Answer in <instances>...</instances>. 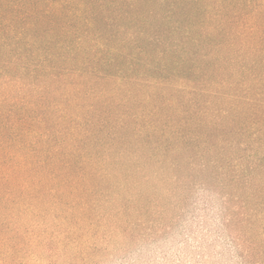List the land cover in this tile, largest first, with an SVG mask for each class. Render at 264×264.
Masks as SVG:
<instances>
[{
	"label": "rangeland",
	"instance_id": "374dc122",
	"mask_svg": "<svg viewBox=\"0 0 264 264\" xmlns=\"http://www.w3.org/2000/svg\"><path fill=\"white\" fill-rule=\"evenodd\" d=\"M213 15L203 13L194 20L206 29ZM178 20L188 24L193 19ZM248 23L255 28L252 33L241 23L236 30L242 38L250 35L263 44L260 78L250 82L249 94L264 112V13ZM216 49L205 43L197 48L196 59H203V53L214 55ZM140 70L138 78L129 73L122 80L114 76L87 82L81 93L67 86V80L53 84L61 90L51 88L50 101L62 108L76 99L78 108L69 106L73 121L103 137L102 144L82 145L97 161H110V173L96 167L92 183L100 189L90 194L69 195L67 187L46 182L39 192L19 190L0 202V264H264V180H251L243 166L255 152L245 147L264 151V119L259 115V124L252 128L262 129L258 143L245 133L241 139L247 146L231 147L220 140L213 118L200 110L182 80L150 66ZM100 91L104 96L98 97ZM224 102L225 97L219 103ZM103 113L117 124L122 143L131 146L139 142L134 136L139 128L154 120L167 132L161 138L158 127H148L157 130L150 135L152 141L181 149L165 160L173 158L174 166L161 167L140 155L141 169L135 171L124 160L108 158L103 146L110 138L88 123ZM57 115L47 113L49 129L72 124ZM176 129L189 136L191 148H182ZM63 138L57 135L58 142Z\"/></svg>",
	"mask_w": 264,
	"mask_h": 264
},
{
	"label": "trees",
	"instance_id": "16d2710c",
	"mask_svg": "<svg viewBox=\"0 0 264 264\" xmlns=\"http://www.w3.org/2000/svg\"><path fill=\"white\" fill-rule=\"evenodd\" d=\"M203 13L214 14L206 29L194 20ZM263 13L264 0H0V84L7 87H0V202L19 190L39 192L46 182L67 187L69 195L90 194L100 189L92 183L96 167L106 168L109 175L110 161H97L82 145L102 144L103 137L73 121L69 106L75 107L76 99L59 108L48 97L51 88L61 90L53 84L65 80L81 93L87 82L114 76L122 80L129 73L141 75L140 67L150 66L185 83L192 100L213 118L223 143L231 147L239 143L244 149L245 133L258 143L262 129L252 128L259 124V115L264 119V112L249 93L250 82L260 78L263 44L250 35L239 36L236 23L252 33L255 28L248 22ZM182 16L193 20L182 24L178 20ZM205 43L215 45L216 54L203 53L206 58L197 60V48ZM100 92L98 97L104 96ZM224 97L227 103H219ZM49 111H58L56 119L72 124L49 129ZM94 117L88 123L108 135L103 152L114 162L124 160L139 171L137 158L142 155L161 167L174 166L173 158L165 160L181 149L152 141L157 127L161 138L167 132L154 120L139 128L134 135L139 142L131 146L122 143L117 124L104 113ZM151 126L156 129L146 130ZM174 132L182 148H191L185 132ZM59 134L63 141H57ZM245 149L255 151L250 163L241 162L246 175L264 180V151ZM36 178L39 181L32 183Z\"/></svg>",
	"mask_w": 264,
	"mask_h": 264
}]
</instances>
